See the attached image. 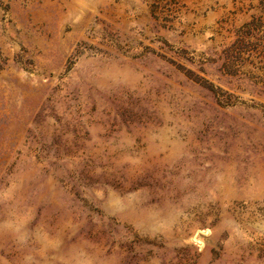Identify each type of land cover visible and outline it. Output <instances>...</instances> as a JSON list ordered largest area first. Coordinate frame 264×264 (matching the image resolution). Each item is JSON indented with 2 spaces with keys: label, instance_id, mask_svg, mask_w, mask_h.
<instances>
[{
  "label": "rangeland",
  "instance_id": "obj_1",
  "mask_svg": "<svg viewBox=\"0 0 264 264\" xmlns=\"http://www.w3.org/2000/svg\"><path fill=\"white\" fill-rule=\"evenodd\" d=\"M0 264H264V0H0Z\"/></svg>",
  "mask_w": 264,
  "mask_h": 264
}]
</instances>
